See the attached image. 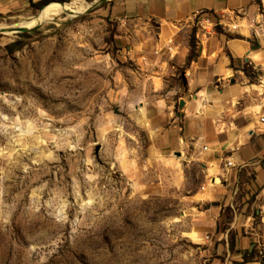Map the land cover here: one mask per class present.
<instances>
[{
  "label": "rangeland",
  "instance_id": "rangeland-1",
  "mask_svg": "<svg viewBox=\"0 0 264 264\" xmlns=\"http://www.w3.org/2000/svg\"><path fill=\"white\" fill-rule=\"evenodd\" d=\"M96 1L30 32L13 30L55 8L0 17V264H210L184 197L139 190V109L176 78L130 59Z\"/></svg>",
  "mask_w": 264,
  "mask_h": 264
},
{
  "label": "crops",
  "instance_id": "crops-1",
  "mask_svg": "<svg viewBox=\"0 0 264 264\" xmlns=\"http://www.w3.org/2000/svg\"><path fill=\"white\" fill-rule=\"evenodd\" d=\"M41 1L0 0L1 17ZM263 1L114 0L109 7L129 58L176 78L170 92L139 109L148 135L140 193L184 197L188 233L205 245L210 264H264V34L245 28ZM238 10L246 15L240 31L219 29L205 40L191 21L198 11ZM245 67L262 75L254 81Z\"/></svg>",
  "mask_w": 264,
  "mask_h": 264
},
{
  "label": "built area",
  "instance_id": "built-area-1",
  "mask_svg": "<svg viewBox=\"0 0 264 264\" xmlns=\"http://www.w3.org/2000/svg\"><path fill=\"white\" fill-rule=\"evenodd\" d=\"M261 13L255 18H249L245 21V28L253 32L258 38L264 34V1L261 4ZM246 18V15L241 11H231L228 13H222L218 17H212L206 12L198 11L191 17V21L199 32L201 39H208L215 34L219 29L228 32H238L244 26L238 23V20ZM264 122V117L262 118ZM228 166H233L232 162L227 163Z\"/></svg>",
  "mask_w": 264,
  "mask_h": 264
},
{
  "label": "trees",
  "instance_id": "trees-1",
  "mask_svg": "<svg viewBox=\"0 0 264 264\" xmlns=\"http://www.w3.org/2000/svg\"><path fill=\"white\" fill-rule=\"evenodd\" d=\"M73 0H42L41 2L39 3H35V4H32V9H42L44 6H46L43 11H47V10H50V9H53V10H50L48 12H51L54 16H58V15H61L64 11V7L66 6H62V5H59L60 3H53V2H66V3H69ZM88 1H93V0H88ZM52 3V4H50ZM58 4V5H57ZM61 6V7H60ZM0 17H1V14H0ZM30 35V33H23L21 34L20 36H28ZM23 46V43L22 42H16L12 45H9L8 46V50L10 52H14L16 50H19L21 47ZM193 57V55L191 56ZM244 71L246 73V75H248L249 77L252 78V80H256L258 79L260 76H261V72H257V71H252V69L248 68V67H245L244 68Z\"/></svg>",
  "mask_w": 264,
  "mask_h": 264
},
{
  "label": "bare ground",
  "instance_id": "bare-ground-1",
  "mask_svg": "<svg viewBox=\"0 0 264 264\" xmlns=\"http://www.w3.org/2000/svg\"><path fill=\"white\" fill-rule=\"evenodd\" d=\"M65 5H67V4H65ZM62 6H64V5H62ZM86 9H88V5L86 7H84L83 9H81L80 11H78V12H77L76 9H69L67 12H70L72 14L73 13L74 14H80V13L84 12ZM53 17H55V16L51 12H48L47 11V12H44V13L39 14L38 16L29 18V19H25L18 26L14 27V28H16V29L21 28V27H28V28H30V27H33V26L42 24L45 21H48L50 19H53ZM71 17H73V16H71ZM28 28H24V29H28ZM11 30H13V29L8 28V27H4V26L0 25V31L7 32V31H11Z\"/></svg>",
  "mask_w": 264,
  "mask_h": 264
},
{
  "label": "water",
  "instance_id": "water-1",
  "mask_svg": "<svg viewBox=\"0 0 264 264\" xmlns=\"http://www.w3.org/2000/svg\"><path fill=\"white\" fill-rule=\"evenodd\" d=\"M108 0H98V1H96L95 2V4H93L92 6H90V7H97V6H100L101 4H103V3H105V2H107ZM53 3H60V4H62V5H65V4H67L66 2H53ZM50 4H52V3H50ZM49 5V4H48ZM48 5H46V6H48ZM46 6H44L43 8H42V10L46 7ZM41 10V11H42ZM40 26V25H39ZM39 26H36V27H34V28H30V29H14L13 30V32H16V33H21V32H30V31H33V30H35V29H37Z\"/></svg>",
  "mask_w": 264,
  "mask_h": 264
}]
</instances>
